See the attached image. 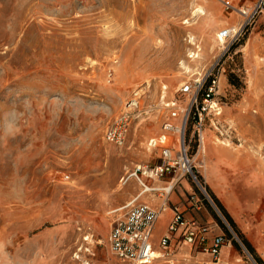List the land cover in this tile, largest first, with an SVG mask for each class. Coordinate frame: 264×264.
<instances>
[{"label": "rangeland", "instance_id": "1", "mask_svg": "<svg viewBox=\"0 0 264 264\" xmlns=\"http://www.w3.org/2000/svg\"><path fill=\"white\" fill-rule=\"evenodd\" d=\"M258 1L0 0V264H123L106 244L113 210L139 187L123 181L160 162L151 139L179 120L170 113L187 103L180 87L213 65L221 114L204 121L203 153L191 144L202 189L181 179L201 203L193 219L228 237L220 221L232 236L228 257L216 263L184 245L151 264H258L205 184L215 171L204 161L208 132L245 163L225 169L224 201L264 264V13L245 24L237 12ZM226 28L236 34L202 55L200 76L185 72L190 40L203 50ZM126 110L117 146L104 132Z\"/></svg>", "mask_w": 264, "mask_h": 264}, {"label": "built area", "instance_id": "2", "mask_svg": "<svg viewBox=\"0 0 264 264\" xmlns=\"http://www.w3.org/2000/svg\"><path fill=\"white\" fill-rule=\"evenodd\" d=\"M226 8H232L227 4ZM237 12L245 18V24L256 14L264 13V0H259L252 7L239 8ZM236 34L231 28L219 32L218 38L226 40ZM214 65L197 80L186 82L179 89L181 95L187 97V103L182 108L172 109L171 119L177 122L165 121L161 130L163 133L157 140L150 142V147L159 148L160 162L152 166L137 165L129 177H133L141 190L132 200L113 210L117 213L106 236V244L112 254L123 264H151L161 257H168L181 246L186 245L189 251L204 254L213 262H219L222 247L230 244V239L224 234L213 233L212 225L201 224L193 218H186L177 205H170L168 196L174 190L176 177L187 178L199 189H202L201 177L191 152V144L196 148L203 144V124L208 115L217 117L221 107L216 100L217 77L213 72ZM167 103L166 106H168ZM130 105V106H129ZM138 101L134 98L128 102V108H137ZM175 106L174 102L170 103ZM132 111L122 112L105 130L104 138L117 146H122L126 139ZM187 126L188 127L187 129ZM142 178L163 180V187L149 186ZM154 192L162 198L158 209L137 201L142 193ZM201 203L194 200L191 205L199 210ZM170 209L172 215L167 225L166 233L154 244L152 232L161 211ZM216 226V225H215ZM88 264V262H84Z\"/></svg>", "mask_w": 264, "mask_h": 264}, {"label": "crops", "instance_id": "3", "mask_svg": "<svg viewBox=\"0 0 264 264\" xmlns=\"http://www.w3.org/2000/svg\"><path fill=\"white\" fill-rule=\"evenodd\" d=\"M162 133H163V131H162ZM207 139L210 141V144L208 145V149L206 148L205 153H207V154L204 153V155L206 156V158L204 157V161H206L205 165H206V163H208L210 171H211V168H213L215 171L213 173L208 172V174L203 175L204 179H205V184H207L208 188L212 191V193L220 201V203L223 205V207L229 213V215L234 220V222H237L236 215L233 214L229 210L227 204L224 201V197H225L224 183L226 182V178H227V173H226L225 169L231 167L232 164H234V161H235V160H233L234 151L227 149L222 145H217L216 143H214L213 140L211 139V135L209 132H208ZM204 140L205 139L203 136V141ZM199 151H200V148L197 151V154ZM236 164H237V166H241V167L245 166L244 161H238V162H236ZM199 174H200V172H199ZM157 181H160V184H163V185L166 184L165 181H163V180H157ZM173 181H174V179H173ZM177 181H179V184L177 186L178 187L177 192L175 191L176 187H174V190L168 196L169 204L170 205H177L180 208V210H182L184 212V216L186 218H193L192 214H194L195 209L193 207H191V205L194 203V200H196V199H195L193 193H191V191H190V189H191L190 184H189V182H187L181 178H179V179L176 178V180L174 182L177 183ZM145 182L148 184V180H146ZM148 185L153 186L150 184H148ZM138 186H139V184H138ZM153 187H155V186H153ZM161 187H163V186H161ZM140 190H141V188L139 186L137 188L133 198L136 195H138ZM129 201H127V202H129ZM137 201L147 203V204L151 205L152 207L158 209L162 203V198H160L157 195V193L150 192V193L140 194L137 197ZM127 202L123 203L122 205L126 204ZM121 206H119V207H121ZM163 212H166L168 215L166 216V218H164L163 221H161V215L163 214ZM171 215H172V213H171L170 209H165L164 211H161L159 213L158 219H157V221L154 225V228H153V232H154L155 228H157L158 226L162 227V231L159 235H156L152 232V239H153L154 244H156L158 242V240L166 233L167 225H168L169 221L171 220ZM224 247H222V249ZM222 249H221V253H220V258L222 256V259L224 260L228 257V254L226 255L225 251L223 252ZM228 252H229V250H228ZM202 255H204V254H202ZM219 261H220V259H219Z\"/></svg>", "mask_w": 264, "mask_h": 264}, {"label": "bare ground", "instance_id": "4", "mask_svg": "<svg viewBox=\"0 0 264 264\" xmlns=\"http://www.w3.org/2000/svg\"><path fill=\"white\" fill-rule=\"evenodd\" d=\"M199 8H201V7H199ZM198 10L201 11V9H198ZM218 34L219 33H216L215 37L213 38V41L208 42L207 45L204 46V49L203 50H201V48L199 47V45H196L197 43L195 44L193 42V40H190L191 44L192 45H195V50L193 52H190L189 53L190 60H189V64L188 65H184L185 72H187V73L188 72H191V73H193V75L200 76V68L202 67V64H201L202 55L203 54H212L213 49L216 48V44L215 43H217V44L219 43L218 44L219 46L220 45L223 46V44H224V41L221 40V39H219L217 37ZM162 88L165 89V86H163ZM154 140L155 139H151V141H154ZM203 145H202V147H201V149L199 151L200 154L203 153V151H204V149H203L204 146ZM201 164H202V161L200 162V165ZM154 255L157 258L161 257V255L158 252H156Z\"/></svg>", "mask_w": 264, "mask_h": 264}, {"label": "trees", "instance_id": "5", "mask_svg": "<svg viewBox=\"0 0 264 264\" xmlns=\"http://www.w3.org/2000/svg\"><path fill=\"white\" fill-rule=\"evenodd\" d=\"M194 144L196 145V143H194ZM210 196H211L213 202L215 203V205L217 206V208L220 210V212L224 216V218L227 220L230 227L238 235V238L240 239V241L243 244L246 251L252 256V258L256 261V263L263 264L261 258L256 253L252 244L247 240V238L243 235V233L240 232V230L237 228V225L234 222V220L231 218L229 213L226 211V209L223 207V205L220 203V201L216 198V196L211 191H210ZM213 216L217 219V217L214 215V213H213ZM219 224L222 226L224 231L227 233L228 237H226V238L231 240L232 236L228 233V231L225 230L224 225L220 221H219ZM234 245L236 246V248H238V245L236 243H234Z\"/></svg>", "mask_w": 264, "mask_h": 264}]
</instances>
